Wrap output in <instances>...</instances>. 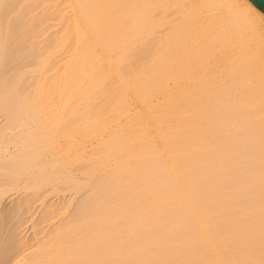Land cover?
I'll return each instance as SVG.
<instances>
[{
	"label": "bare ground",
	"instance_id": "1",
	"mask_svg": "<svg viewBox=\"0 0 264 264\" xmlns=\"http://www.w3.org/2000/svg\"><path fill=\"white\" fill-rule=\"evenodd\" d=\"M5 199L0 264H264V13L0 0Z\"/></svg>",
	"mask_w": 264,
	"mask_h": 264
},
{
	"label": "rangeland",
	"instance_id": "2",
	"mask_svg": "<svg viewBox=\"0 0 264 264\" xmlns=\"http://www.w3.org/2000/svg\"><path fill=\"white\" fill-rule=\"evenodd\" d=\"M23 210L25 211L26 207H23ZM1 214H5L6 218L3 225L0 226V247L4 245L2 241L10 239L12 246L8 253L12 254L17 243V237H11L10 232L18 225V221L22 216L17 212L14 202L9 199H5L0 205V215ZM21 214H25V212L22 211Z\"/></svg>",
	"mask_w": 264,
	"mask_h": 264
},
{
	"label": "water",
	"instance_id": "3",
	"mask_svg": "<svg viewBox=\"0 0 264 264\" xmlns=\"http://www.w3.org/2000/svg\"><path fill=\"white\" fill-rule=\"evenodd\" d=\"M250 1L264 13V0H250Z\"/></svg>",
	"mask_w": 264,
	"mask_h": 264
}]
</instances>
